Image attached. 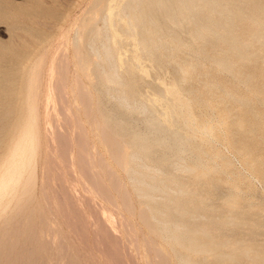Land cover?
<instances>
[{"label":"bare ground","instance_id":"1","mask_svg":"<svg viewBox=\"0 0 264 264\" xmlns=\"http://www.w3.org/2000/svg\"><path fill=\"white\" fill-rule=\"evenodd\" d=\"M126 3L125 7L124 4L120 7V14L125 15L129 29L138 31L135 47L146 51L153 62L151 63L158 68L171 70L174 86L171 84L172 88L165 89L172 95L179 90L186 95L185 100L176 97L174 101L179 103L178 106L188 109L182 121L174 118L172 111L161 120L152 109L143 104L146 102L145 97L143 103H136L134 100L130 102V96L138 98L136 92L133 95L130 93V96L127 93L129 98L124 94L128 92L125 82L128 83V79L132 78H126L125 81L121 78L119 71L116 72L117 69L114 68V50L109 44L101 45L99 40L98 45L102 46L103 50L96 53L101 62L93 61L96 67L94 71L100 81H106V84L110 85L107 92L112 89L111 86L118 88L114 89L115 92L112 90L115 94L110 93L113 96L110 101L116 100V107L114 112L109 111L110 108L106 111L107 107L104 108V105L103 109V103L99 102L100 105L97 102L92 108L93 100L96 102V99L91 96L95 94L90 95L91 90L86 92L85 87L77 86L76 92L83 104V117L91 122L92 128L98 130L101 143L110 149L112 161L128 178L136 199L142 206L138 212L140 221L150 235L158 236L163 241L172 254L174 264H264V239H259L264 236V206L256 201L253 193H249L248 185L242 187L243 183L239 179L227 182L218 178L219 173H226L229 177L232 174V166L210 142L228 143L247 168L264 182V0H128ZM94 27L96 28V25ZM86 29L84 28L85 32ZM18 31V28L14 30L16 40ZM184 33L187 34L185 38L182 37ZM132 35L134 34H131V37ZM91 44L95 45L94 42ZM85 45L86 50L90 48ZM93 45L92 49L95 47ZM87 54L78 51L77 65L84 74L89 73L88 67L92 63ZM34 69L37 71L38 66ZM58 69L61 70L60 66ZM148 69L150 70V67ZM90 71L92 72V68ZM62 73L65 75L63 71ZM64 78L61 77L58 82L53 83L60 102L64 100ZM158 78L155 79L160 80ZM173 80L168 81L173 83ZM27 82L26 96L23 99L26 113L18 118L11 134L12 143L6 151L7 156L0 161V203L4 197L14 192L23 170L33 169V154L38 137L35 128V107L36 97L39 96L36 94L39 93H36V89L40 86L36 84L40 81L36 83V80L30 79L28 84ZM138 85L141 88V84ZM123 86H126L125 92ZM98 88L97 90H101ZM99 93L100 91L96 94ZM108 111L113 112V117L117 116L115 119L118 121L113 119L111 113L108 115ZM229 113L232 116L227 120ZM117 114L125 119L119 120ZM188 120L194 129L191 130L186 124ZM77 122L74 126L80 131L79 136H76L79 137L78 143L75 141L78 145L76 164L81 174L88 178L86 183L89 181L97 193L112 203L113 197L108 194L103 186V179L100 178L103 171L117 191L123 210L132 214L133 202L125 192L124 186L121 187L116 180V175L113 172L111 174L112 170L105 171L108 166L105 168L103 162H100L97 166L101 171H94L95 163L91 159L93 155L90 156V151L86 149L85 135L81 133V125ZM139 122L142 127H136ZM114 124L118 125L119 131ZM71 125L70 123V127ZM121 133L130 136L128 144L121 143ZM53 135L58 148L51 149L49 137L46 138L49 146L44 162L45 179L39 203L31 206L29 200L32 180L30 171L29 177L21 187L22 195L28 194L26 200L20 202L21 207L11 216L5 217L3 225L0 226V264H52L53 246L57 258L64 259L65 264H81L77 248L66 242L60 229L52 228L53 216L59 224L66 226L70 233L76 232L77 229L82 231L85 225L83 215L80 217L76 205H71L74 202H67L70 194L67 193L64 172L68 171L70 164L67 158L71 149L68 148V134L55 132ZM58 160L64 168L59 167ZM221 185L226 188L227 194L216 192ZM156 192L162 194V197L159 195L161 200L155 199ZM84 199L86 202L87 198ZM112 207L116 209V206ZM226 229L230 234L226 233ZM241 234L244 236H240ZM21 239L23 244L19 246ZM146 242L148 250L159 258L154 264H170L167 257L162 255L150 240ZM110 247L112 255L117 257L118 247ZM87 259V264H92L90 259Z\"/></svg>","mask_w":264,"mask_h":264},{"label":"rangeland","instance_id":"2","mask_svg":"<svg viewBox=\"0 0 264 264\" xmlns=\"http://www.w3.org/2000/svg\"><path fill=\"white\" fill-rule=\"evenodd\" d=\"M114 1L119 3L115 4ZM126 2H128V0H94V1L93 0H0V161L4 160L7 156L6 151L12 143L10 142L11 134L13 133L14 126L17 124L18 118L20 117V115L26 113L25 105L23 104L24 103L23 99L26 96V89H27L26 81L29 82L30 79L36 80V83L40 81L39 83L36 84V86L38 84H40V86H37L38 89H36V93H39L36 94L39 96H37L38 101L36 97L37 106L35 107L37 108V110L35 111L37 118L35 128L37 129L38 137H37V146L33 154V161H32L33 169L32 170L31 168L24 169L20 181L17 184L14 192L4 197L3 200L1 201L0 224L1 223L2 224L0 226L3 225V221L5 217L7 218L8 216H11L14 212H16V210H18L21 207L20 202L23 203L26 200L28 194L22 195L21 187L23 183L26 181L27 177H29L28 173L30 171L32 173V180H31V188L29 192L30 194L29 200L31 202V206L32 205L35 206L37 205V203H39L42 184L45 179L44 162H45V157L47 154L49 143L50 146H52L51 149L58 148V144L56 145L57 141L55 140V135H53V133L54 134L55 132L56 133L60 132V134L66 133V135L68 134L67 136L69 138L68 148H71L69 149L70 151H68V156H67L69 160L68 162L70 163V164L67 163V165L69 164L68 165L69 168L68 171L64 172L65 183L67 186L66 187L67 193L69 192L68 194H70V196L68 197L69 199L67 198L68 199L67 202L71 201L70 204L74 202L71 205L74 204L76 205L74 206L78 210L80 217L81 215H83L82 219L83 222L85 223L83 227L84 231L83 230L79 231V229H77L76 232L74 231H72L73 233L68 232L66 226L59 224L57 218L55 220L54 218L55 216L51 217V222L53 221L52 223H54L52 224V228L60 229L65 236L66 242L69 245H74L77 248L79 255L78 258L81 264H87L86 262L88 261L87 258L90 259L92 264H154L157 261H159L158 260L159 258L157 256H154L148 250L146 241L149 240L154 245V247H156L162 253V255L164 254V256L167 257L170 264H174L173 263L174 259L172 257V254L169 251V249L166 248L163 241H161V239H159L158 236L154 237L150 235L144 224L140 221L138 212L139 210H141L142 206H140L141 204L139 203L138 199H136L137 197L135 196V193L132 190L128 178H126V175L122 172L121 168L119 166H116V164L112 161L110 149L108 147H104L105 144L103 145L101 143V140L98 135V130L94 129L95 127L92 128L93 125H90L91 122L83 117L84 116L82 111L83 104L80 100L78 92H76L78 91L77 86H81L83 88L85 87L87 89L86 92L95 89L93 90V92L91 91L89 92L90 95L94 93L95 95H92L91 97L95 96V98L93 99H96V102L95 100H93L92 108L93 105L94 104L96 105L97 102L98 103L102 102L103 105H101V103L99 104L102 106V108L105 105L104 108L107 107L105 109L106 111L109 108L111 109V110L109 109V111H113V112L115 111L114 107L116 106L114 103H116V100L110 101L113 98V96H111L110 93L115 94L113 93V91L115 92L114 89L116 87L111 86L112 89L111 90L109 89L110 92L109 91L107 92L108 88H110V85L109 84L107 85L106 81L105 82L100 81L101 80L100 77L96 76L97 74L94 71L96 67L95 64L93 63V61H98L99 63L101 62V58L99 59L96 53L97 51L101 52L103 49H101L102 46L98 44H100V42L101 45L109 44L112 50H114L113 51L114 54H116L114 55L115 60L113 59V61H115L113 63L114 64L116 63L115 64L116 66L113 64L114 68L117 69L115 71L116 72L119 71L118 73L121 75V78L124 81L127 80L129 77L132 79L134 78L133 81L132 79L131 80L128 79L129 81L128 83L131 82L130 85L132 84L131 86L127 82H125V85L126 84L128 85V86L126 85L128 92H125L126 86L125 88L123 86V92H125L124 94L127 95L128 93L129 95L131 93V95H133L137 93L136 95L138 96V98L136 96L135 98L134 96L132 97L130 95L129 98V96L127 95L128 98L130 99L129 101L132 102L134 100L136 103L137 102L143 103L145 102L144 99H146V102L143 104H145L147 107L152 109L155 112V115L159 119L163 120L164 115L172 111L173 114L172 113L171 114L173 115L174 118H177V120L180 121L183 120V116L188 108L187 107L184 108L183 106L180 107V105L178 106L177 104L179 103L174 100L176 99V97L185 100L186 95H184L180 90L179 92H177L180 94L177 93L175 95L169 94L166 89L167 88L170 89L174 86V80L171 74V70L168 68H158L155 64H152L153 62L149 58V55L146 51L143 52L144 50L142 51L140 48L135 47L138 38V31L129 29L130 25L124 19L125 15H121L122 13L120 14V7L123 4H124L123 6L125 7L127 4ZM115 9H117L116 12H114ZM121 9L123 10V8ZM122 10L121 12H123ZM104 14L107 17H105ZM103 17L107 19L104 20ZM113 18L114 20L112 21ZM41 19H43V21ZM102 20L106 21L107 23L106 22L103 23ZM32 21L34 24L32 23ZM105 23L106 26L104 25L103 27V24ZM89 24L91 27L89 26ZM94 25H96V28L94 27ZM17 28L19 29L18 31L19 35L16 40V38L14 37V30H16ZM84 28H87L88 30L86 29L85 32ZM90 28L94 30H91ZM80 34L83 35L81 36ZM95 34L98 36H96ZM121 34L123 35L121 36ZM131 34L134 35H132L131 37ZM186 35L187 34L184 33L182 37L185 38ZM92 36H94L93 39ZM99 40L100 42H98ZM92 41L95 43V45L93 44L91 45L95 46L94 47L95 49L91 48L90 43H93ZM116 42H118L120 45H118V43ZM84 45L85 47L90 46V48H87L86 50L84 48ZM75 47H77L76 50ZM80 47H82L83 49ZM115 49L118 50L115 51ZM79 50L83 52V54L84 53L87 54V52L88 54L91 53L90 55L87 54L88 58L92 62L91 66L89 64L88 74L81 73L83 70L77 65ZM74 55L77 56L75 57ZM137 55H140V57H138ZM141 58L143 59V61H141L142 60ZM129 59L132 62L129 61ZM61 60L65 62L66 66L65 65L63 66V62ZM36 61L38 62V64H36L37 63ZM60 61L62 62V64ZM57 63H59V65ZM61 65L66 69L63 68ZM133 65L137 66L138 69ZM147 65L150 67V70L148 69L149 67ZM32 66L34 68L38 66L37 71H35V69ZM59 66L61 69L60 71L58 69ZM91 68H92V72L90 71ZM160 69L162 72L160 71ZM62 71L65 73V75L62 73ZM65 71L67 72V74ZM36 73H38L39 75L37 74L38 75L37 76ZM93 73H95L94 75L96 77L95 76L93 77ZM55 74H57L58 76ZM139 74L142 76H140ZM162 74H164L165 76L164 75L162 76ZM169 75H171V77ZM32 77L35 79H33ZM61 77L62 79L65 77L63 80L64 81L63 83L65 84H64V100L63 102L61 101L62 103L59 101L60 99L56 95L57 92L55 91L56 89H54L55 86L53 84L58 82L59 78ZM155 78H158L160 80H156ZM138 79L140 80L138 81ZM167 79L171 82L173 80V83L169 82ZM77 82L80 83L81 85H79ZM101 82L103 83L100 85ZM150 82L152 83V85ZM96 84L97 86H95ZM138 84H141V88H139L140 86ZM100 86L105 88L107 86V89L102 88ZM135 86L137 87L139 86L138 87L139 89ZM97 88L101 90H97ZM158 90L160 91L157 92ZM99 91H100L99 94H101L102 92L103 93L101 95L96 94ZM151 92H153L152 95ZM99 96H104V97L99 98ZM164 98L165 99L168 98L169 100L168 99L164 100ZM108 103L109 105L111 104L110 107ZM60 106L66 108H59ZM175 107H177L178 109ZM109 111L106 112L108 113V115H110L109 113H111ZM59 112H61V114H59ZM112 113L111 116L113 117ZM117 115L120 117V118L118 117L119 120L125 119L120 114ZM64 116L66 117L68 116L67 117L69 120L68 122L66 121V117ZM231 116L232 114L229 113L227 115V120ZM115 118H117V116ZM115 118L113 117L114 120H116ZM74 120H76L75 122L78 121L77 123L81 125L80 126L82 128L81 133L83 132V135H85V140H86L85 144L87 145L86 149L90 151L91 153L90 156L93 155L91 159L95 163L94 171L95 170L101 171L99 166H97L99 165L98 163L100 162L101 163L103 162L102 165L105 168L108 166V168H106L105 171L112 170L111 174L114 173V175H116L115 178L116 177L118 178V179L116 178V180L119 182L121 187L124 186L123 188L126 190L125 192L129 196L130 200H132L133 202L134 212H132V214L123 210L120 201L121 199L119 198L117 191L114 190L110 178H108L107 175L105 176L104 175L105 173H102L103 171H101V173L99 172L101 174L100 178L101 180L103 179L102 180L103 186H105V189L108 192V194L112 195L113 197L112 203L108 202L99 193H97L96 189H94V186L89 181H88L89 184L86 183L88 178L86 179V177L81 174L79 167L76 164V157L78 156L77 154L78 145H76L75 141H77L79 138L76 136H79L78 133L80 130L78 131V129H76V126H74L76 125ZM116 121H118V119ZM70 123L72 124L71 127H70ZM186 124L190 127L191 130L192 128L194 129V126L192 124L190 125V120L186 121ZM137 126L142 127L140 122L136 125V127ZM115 127L116 130L119 128L118 125L117 126L115 125ZM117 131H119V129ZM74 132L77 133L74 134ZM96 134L98 136H96ZM122 134L123 133H121V135L119 134V138L120 136L124 137V141H123V137H121L122 138V140H120L122 141L121 143L128 144L130 142L129 139L130 136L128 137L127 134L126 135H122ZM47 137H49L48 138L49 143L46 141ZM125 138H128L129 140ZM206 139L207 137L205 136L204 140ZM210 142L211 144H213L214 147L217 148L221 156H223L226 160H228V162L232 166V171L230 172L232 174H230L229 177L226 173L225 174L219 173L217 175L218 178L220 177L221 181H227V182H231V179H239L243 183L242 187L248 185L250 187L249 193H253L255 195L256 201L264 206V182L260 179V177H258L252 170L247 168V166L242 162V160L234 153L233 149L228 143H225V141L224 143H220V142L216 143L212 141ZM57 163L61 169L64 168V165L59 160L57 161ZM69 172L72 174H70ZM83 176L85 177L86 180L83 178ZM221 186L216 192L217 193L221 192L223 193L222 195L227 194L226 188ZM55 188L58 189L56 185ZM21 195L23 197H21ZM159 195L160 193L156 192L155 199L157 198L159 199L160 197H162V194L160 195V197ZM71 196L72 199L70 200ZM84 198H87L86 202ZM159 200H161V198ZM112 206H116V209L115 207ZM122 221L124 224L122 223ZM200 222L204 223L203 221ZM223 232L226 231L223 230ZM226 233L230 234L228 230ZM226 233H224V235H226ZM240 236H244V235L241 234ZM262 236L261 237L259 236L260 240L264 239V236L263 237ZM22 244L23 242L21 239L19 246H22ZM111 245L118 247L119 251L117 257H115V255H112L113 252H112V248L110 247ZM53 247H52L53 249L52 264H65L64 259L60 260L57 258V253Z\"/></svg>","mask_w":264,"mask_h":264}]
</instances>
